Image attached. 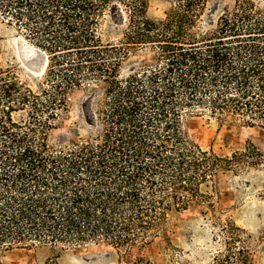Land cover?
Wrapping results in <instances>:
<instances>
[{
	"label": "trees",
	"instance_id": "obj_1",
	"mask_svg": "<svg viewBox=\"0 0 264 264\" xmlns=\"http://www.w3.org/2000/svg\"><path fill=\"white\" fill-rule=\"evenodd\" d=\"M163 19L150 0H0L8 24L29 30L45 56L51 89L41 111L54 123H18L0 109V264L13 248L60 249L40 264H67L69 251L107 244L118 251L167 241V264L186 249L171 239L178 215L203 207L210 264H256L251 236L220 207L223 181L264 169V149L247 140L222 155L197 144L187 118L208 114L264 129V4L235 0L212 22L210 0H167ZM108 19L111 37L100 31ZM149 49L156 62L131 64ZM88 79L101 95L83 108L92 129L78 140H54L68 97ZM18 82L10 100L27 104ZM13 104V103H12ZM46 104V105H44ZM210 247V249H209ZM119 264H158L138 255Z\"/></svg>",
	"mask_w": 264,
	"mask_h": 264
},
{
	"label": "rangeland",
	"instance_id": "obj_2",
	"mask_svg": "<svg viewBox=\"0 0 264 264\" xmlns=\"http://www.w3.org/2000/svg\"><path fill=\"white\" fill-rule=\"evenodd\" d=\"M264 4V0H259ZM235 5V0H210L206 9L205 19L215 21ZM168 8L167 0H150L148 15L153 19H163ZM106 17L101 24L103 36H110ZM29 30L16 24H8L0 15V109L13 105L11 116L15 122H55L43 113L42 103L48 97L41 93L40 86L51 89L45 75H35L29 64L40 68L45 54L35 47L28 35ZM154 53L149 49L141 55L133 56L129 63L123 65L120 79H127L132 73L131 64L155 63ZM18 82L22 91L29 94L28 89L38 95H30L27 104H20V100H10L5 95L7 84ZM103 83L99 80L88 79L81 86L75 88L68 97L69 112L56 121V129L52 131L54 140H78L87 136L92 124L85 114L83 103L86 99L95 101L101 95ZM13 103V104H12ZM46 105V104H44ZM8 109V108H6ZM2 112H0V115ZM1 119V116H0ZM189 132L193 140L204 149L213 148L222 155H231L237 147L243 146L247 140L264 149V129L259 126H246L240 120L220 119L208 114L187 118ZM222 197L220 207L231 214L236 222L251 236V248L256 253V264H264V169L253 170L242 176H229L221 186ZM203 207L192 205L190 209L178 215L172 225L171 239L174 244L183 246L186 251L182 264H210L198 249L188 253L192 245L207 248L211 240V230L202 227L204 220L201 212ZM167 241L163 237L155 238L150 244L134 247L130 251H118L114 247L103 245H89L69 251L66 257L67 264H119L127 259H134L138 255L152 258L158 264H167ZM210 249V247H209ZM60 252V249H27L13 248L3 253V260L8 264H40L46 257Z\"/></svg>",
	"mask_w": 264,
	"mask_h": 264
},
{
	"label": "water",
	"instance_id": "obj_3",
	"mask_svg": "<svg viewBox=\"0 0 264 264\" xmlns=\"http://www.w3.org/2000/svg\"><path fill=\"white\" fill-rule=\"evenodd\" d=\"M45 65H46V60L44 59V62H43L42 66L40 68H38V66L34 65V64H29L28 67L33 72H42L44 70V68H45Z\"/></svg>",
	"mask_w": 264,
	"mask_h": 264
},
{
	"label": "bare ground",
	"instance_id": "obj_4",
	"mask_svg": "<svg viewBox=\"0 0 264 264\" xmlns=\"http://www.w3.org/2000/svg\"><path fill=\"white\" fill-rule=\"evenodd\" d=\"M35 75H41L43 72H33Z\"/></svg>",
	"mask_w": 264,
	"mask_h": 264
}]
</instances>
